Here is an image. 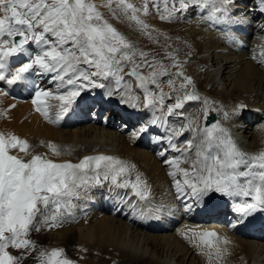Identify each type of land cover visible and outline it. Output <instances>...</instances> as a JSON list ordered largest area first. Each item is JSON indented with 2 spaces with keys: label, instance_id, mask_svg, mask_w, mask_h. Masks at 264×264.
<instances>
[{
  "label": "snow or ice",
  "instance_id": "obj_1",
  "mask_svg": "<svg viewBox=\"0 0 264 264\" xmlns=\"http://www.w3.org/2000/svg\"><path fill=\"white\" fill-rule=\"evenodd\" d=\"M253 3L255 7L250 11L264 17V0H253ZM149 4L162 21L171 22L177 18V13L186 12L190 5L207 10L203 18L214 27L223 25L240 29L249 21L248 15L237 12L238 0H143L141 7L132 0H101L100 3L96 0H0V81L26 85L31 75L52 74L50 79L63 91L53 93L37 87L32 103L53 124L63 120L82 92L106 88L103 81H115L117 85L114 90L105 92L106 97L120 95V103L138 107L132 101L139 97L129 94L133 91L132 78L138 82L136 87L143 91L148 107L166 110L168 115L179 114L176 110L183 109L187 101L201 99L195 92L192 77L185 74L183 64L172 58L171 67L178 71L174 74L176 79H169L168 85L178 94L173 104L165 106L163 90L156 93L149 88V84L159 87L157 63L149 61L148 53L136 48L101 10L107 9L112 19L120 23L135 24L137 30L152 39V32L158 30L142 19L151 14ZM260 28L264 30V24ZM226 39L234 37L226 33ZM31 45L35 48L31 49ZM191 55L189 53V57ZM24 56L28 57L26 62L14 72L5 74L8 61ZM168 56L172 54L168 53ZM260 56L258 62L264 67V51ZM137 57L141 62H136ZM253 59L257 57L254 55ZM129 66L131 70L125 73ZM144 67L153 70L143 75L139 69ZM162 74L170 75L167 68H163ZM125 75L129 77L128 81H125ZM189 87L193 89L191 92ZM48 99L59 101L55 119L48 110L52 106L46 105ZM203 103L204 119L207 120L209 105L214 102L204 98ZM246 107L240 104L231 113L224 111L223 117L232 120ZM192 130L189 126L174 132L173 136ZM148 131L149 126L142 125L133 135L138 139ZM199 134L195 144L193 140H187L183 149L169 140L172 150L180 153L178 157L169 160L165 151L158 153L164 163L174 169L169 175L177 193L191 196L198 205L205 197L211 200L215 194L233 199L232 211L236 216L233 227L256 213H264V151L244 152L229 130L218 121L199 129ZM30 147L25 139L0 133V264H21L37 248L36 242L28 238L30 234L41 231L45 225L49 229L59 227L61 217L71 215L68 210L73 207L72 200L90 187H103L108 182L117 189H131L132 195L141 201L149 198L147 182L139 173L134 181L128 178L135 165L118 157L86 155L77 163L56 162L46 155L32 154ZM48 147L54 156L64 154L65 150L54 143ZM12 149H19L30 159L10 154ZM193 156L191 169L180 166ZM177 172L182 173L183 184L176 179ZM185 186L190 191L186 192ZM185 207L190 206L185 204ZM185 235L188 239L198 236L209 247L214 246L210 238L220 239L214 231L193 233L192 237ZM223 243L229 241L225 238ZM9 248L21 251V255H13ZM223 255L217 248L215 257L222 259ZM209 258H212L211 253ZM36 259L38 264H76L65 255L63 248L41 250Z\"/></svg>",
  "mask_w": 264,
  "mask_h": 264
},
{
  "label": "bare ground",
  "instance_id": "obj_2",
  "mask_svg": "<svg viewBox=\"0 0 264 264\" xmlns=\"http://www.w3.org/2000/svg\"><path fill=\"white\" fill-rule=\"evenodd\" d=\"M254 7L253 0H238L237 12L249 16L248 23L240 29L223 25L212 26L203 18L207 15V10L178 13L177 18L171 22L159 20V15L155 11L148 16H142V19L158 30L152 32L154 43L147 50H143L149 55L147 59L149 61L158 59V62L163 65L162 63L165 62L163 57L170 52H176L178 56L185 53L189 56L191 53L188 61L182 64L184 69L188 70L187 75L195 82V92L201 97L198 101L203 102L204 98L213 101L215 104L209 105L208 112H216L218 122L229 129L231 136L242 142L241 149L250 146L249 150L255 154L264 151V119L261 114L254 113L264 109V67L253 59L250 54L251 49L247 52L236 51V47L249 44L250 48L257 50V55H260L264 45V30L260 28V25L264 24V17L252 13L250 10ZM112 23L134 43L136 48L148 43L141 38L143 34L137 30L135 24L128 21L120 23L117 20H112ZM243 28L250 30L252 36L245 37L241 32ZM226 33L234 39H226ZM163 37L164 39L169 37L172 40V48H168L166 44L159 46L156 43V40L163 42L164 39H160ZM34 48L35 45H31V49ZM155 52L158 54L152 55ZM27 59V56L12 58L6 63L5 74L14 72ZM129 68L125 71L126 73L131 70ZM145 68L139 69L143 75L153 70ZM163 68L159 69L163 70ZM51 75H31L26 85L19 84V94L25 97L32 94L33 97L37 87L48 90L52 87L51 84L56 86L50 79ZM132 80L133 91H136L139 89L135 86L138 82L133 78ZM103 82L106 88L82 92L70 111V116L67 119L63 118L58 124H53L36 110V105L32 101L26 103L10 99L9 96L15 90L8 85L1 86L0 81V133L5 134L6 137L16 135L27 140L32 154L46 155V158L56 162L77 163L86 155L99 154L115 156L127 161L130 165H135L131 172L133 175L128 178L134 181L136 174L139 173L141 179L147 182L150 195L145 201L160 203V205L154 206L152 210L141 208L138 204L139 199L132 195L131 189H117L110 183L104 184L103 187H90L79 198L72 200L74 208L71 211L74 215L61 217L59 227L66 228L64 232L66 236L62 238V242H57L61 237L60 233H56L50 234L54 240L40 234L38 243L48 250L63 248L68 258L81 264H173L176 259L174 264H264L263 234L259 230L244 231L238 224L233 227L234 223L227 222L221 217L222 214L214 213L219 210V207L221 210L228 208L233 213L232 205L235 203L233 199L231 202L225 197L222 198L220 194H218L220 196L212 197L211 200L207 197L211 204L215 201L218 204H213L206 215H200V205L194 206L197 202L193 198L194 204L189 205L188 215L182 208L177 207L176 218L169 219L168 223L163 221L154 223L149 221L150 217H143L145 213L155 212L157 209H159L157 212L170 213L171 208L179 206L184 199L191 197L178 194L177 191L175 193L169 191V180L172 178L169 172L174 169L164 163L163 157L155 155L153 150L163 149L169 160L180 156V153L173 151L170 144L162 147L160 138L154 137L153 143H150L145 137L147 133L137 139L134 135L129 136L125 133L119 135L117 130L111 131V122L100 127L90 125L88 123L90 121L86 122L83 115L91 111L93 106L98 109L101 100L104 101L101 111L110 113L113 118H117L118 113L122 114L124 106H129L119 102L120 95L106 97L105 92L115 88L110 81ZM192 90L189 87L188 91ZM163 92L166 94L165 98H168L169 91L163 90ZM258 92H262V95ZM140 95L135 93L132 96H138L141 100L142 95ZM134 101L139 102V100ZM58 104L54 99L46 101V105L52 106L48 110L53 119L58 112ZM240 104L246 105L247 110L245 111L246 108H244L234 119L225 120L223 112L231 113ZM201 105V103L193 105L192 101H188L183 109L180 111L178 109L177 113L184 118L182 129L189 126L193 129L185 131L183 135H171L166 126L169 120L175 119L178 114L168 115L166 112V121L163 118L157 119V110L155 112V108H150L147 104L138 111L137 120L130 119V123L137 124L141 121L149 126L148 133L167 135L172 143L183 149L186 147L187 140H193L195 144L200 138L199 129L203 128L204 119V113L202 114V110L198 108ZM153 120L156 122L152 123ZM250 126L252 128L249 130ZM105 141L112 142V145L108 146L109 143ZM50 143L65 150L64 154L59 157L54 156L48 147ZM19 152L16 150L14 154L17 155ZM27 158L30 159V156ZM194 159L193 156L180 166L191 169ZM177 178L183 184L182 173L177 172ZM185 190L190 191L186 186ZM87 210L88 212L83 214L82 218H76L79 213ZM200 210L204 211L202 208ZM232 217H236L234 213ZM45 228L48 227L45 225ZM207 231H214L220 237L219 240L210 238L214 245L212 247L206 246L198 236L188 239L185 235L192 237L193 233ZM32 234L35 233L32 232ZM225 238L229 241L228 244L223 243ZM72 245L78 252L72 250ZM217 248L224 253L222 259L215 257ZM209 253L212 254L211 259ZM32 257H35L34 253H31V259ZM88 257L93 259L89 261Z\"/></svg>",
  "mask_w": 264,
  "mask_h": 264
},
{
  "label": "rangeland",
  "instance_id": "obj_3",
  "mask_svg": "<svg viewBox=\"0 0 264 264\" xmlns=\"http://www.w3.org/2000/svg\"><path fill=\"white\" fill-rule=\"evenodd\" d=\"M134 1V2H133ZM99 2H101V0H98V3ZM132 2L137 6V7H141L142 6V2H143V0H140V1H138V0H132ZM198 8V9H197ZM197 9V10H196ZM149 10H150V13H152L153 11H155L154 9H153V7H152V5L151 4H149ZM199 10H201L198 6H195V5H190L189 6V8H188V10L186 11V13L188 12V11H190L191 13H193V12H196V11H199ZM202 11V10H201ZM103 12H105V11H103ZM156 12V11H155ZM178 14V13H177ZM159 20H161L160 18H159ZM181 20V19H180ZM162 21V20H161ZM110 22L112 23V21L110 20ZM164 22V21H163ZM175 22H177V21H175ZM142 34V33H141ZM131 37H133L134 38V36L133 35H131ZM142 39L144 38V40H147L146 42H148V43H146V44H144V45H142L140 48H138V49H141V50H147L148 48H150V46L154 43L153 42V40H154V36H153V39H149V37L147 36V35H145L144 37L142 36L141 37ZM135 39V38H134ZM160 39H164V37L163 38H160ZM150 40V41H149ZM166 40V41H165ZM177 40V39H176ZM162 41H157L156 40V43H158L159 44V46L160 45H164V44H166L167 45V47L169 48H172L173 47V45L171 44V42H172V40H170L169 39V37H165V39L163 40V42L161 43ZM167 42V43H166ZM135 43L136 44H138V42H137V40L135 39ZM149 46V47H148ZM186 46V45H185ZM146 47V48H145ZM254 52V53H253ZM171 54H172V56L171 57H169L168 55H166V56H164L163 58H164V60H165V62L164 63H162L163 65H164V68H167V70L169 71V67H171V64H172V62H173V59L172 58H175L176 60H179L181 63H184V62H186L185 60H184V58L187 56V54L185 53V54H180L179 56L177 55V53L176 52H170ZM253 53V54H252ZM156 54H158V52H155V53H153L152 55H156ZM160 54V53H159ZM163 54V53H162ZM165 54V53H164ZM250 54H251V56L253 57L254 55L255 56H257V50H252V52L250 51ZM148 57H149V55H148ZM147 57V58H148ZM257 58L258 59H254L256 62H258L259 60H260V58H259V56H257ZM149 59V58H148ZM150 61H153V62H155L156 61V63H157V68H156V72L157 73H159L158 75H157V80H159V77H161V75H163L162 74V72H163V70H161V69H159V68H161V67H158V66H160L161 64H160V62H158L159 60L158 59H152V60H150ZM136 62L137 63H139V62H141L140 61V59H139V57H137L136 58ZM259 63V62H258ZM260 64V63H259ZM261 65V64H260ZM126 70L125 71H127L128 69L127 68H125ZM129 69H131V68H129ZM145 69H149L148 67H146ZM178 71V69H176V68H173L172 67V71L171 72H174V73H176ZM184 71H185V74L187 75V73H188V70H185L184 69ZM151 72V71H150ZM150 72H146L145 74H149ZM226 73H227V71L225 72V75H226ZM164 76V75H163ZM187 76H189V75H187ZM125 77L126 78H129V77H127V75H125ZM167 77H171V74L170 75H168ZM125 78V81H128L129 79H126ZM134 79V78H133ZM169 79H171V78H167V79H164L166 82L164 83V84H167V87L166 88H163L161 85H159V87H157V86H153L152 84H149V88L150 89H154L153 90V92H156V93H159V91H160V89H162V90H165V91H169V90H173L171 87H169V85H168V81H169ZM111 82V81H110ZM111 85H112V87L113 88H115L114 87V85H113V83L111 82ZM136 85H137V83H136ZM135 85V86H136ZM51 86L53 87V85L51 84ZM55 88H57L56 86H54ZM51 88V87H50ZM49 88V89H50ZM170 88V89H169ZM176 88L178 89L179 88V83L177 82V84H176ZM48 89V90H49ZM58 89V88H57ZM158 89V90H157ZM59 90H62V89H59ZM188 90H189V88H188ZM57 92H60V91H57ZM56 92V93H57ZM140 92V91H139ZM254 92H255V90H254ZM141 93V92H140ZM259 93V95L261 94L262 95V92H258ZM176 94H178V93H175V95L174 96H176ZM141 95H142V93H141ZM169 96H171L172 97V93H171V91H169ZM25 97V96H24ZM28 97H32V94L31 95H27V97H25L24 98V102H28V103H30L31 101H29L27 98ZM34 97V96H33ZM142 98H143V96H142ZM28 100V101H27ZM174 101H175V99H169V97L168 98H165V106H168V105H171V104H173L174 103ZM55 102H57V100H55ZM188 102V101H187ZM195 102V101H194ZM57 104H58V102H57ZM215 104V103H214ZM195 105V104H194ZM211 105H213V104H211ZM143 107H145V105L143 106ZM147 107V106H146ZM201 107H202V105H201ZM201 107H198L199 108V110H202V114L204 113V109H205V106H203V108H201ZM140 109H141V106L139 107ZM96 110H97V108H95V107H93V110H92V114H91V117H95L96 118V121H91L90 120V125H95V126H104L105 124H110V122L112 123V126H111V131H113V129H114V131L115 130H117V122H118V117H121L122 116V114L121 113H118V116H117V118H111V120H114L113 122L112 121H108V119L107 120H103V118H104V116H100L97 112H96ZM156 110H157V119L158 118H163V120L164 121H166V110L165 111H161L160 110V108H158V107H156L155 108V112H156ZM195 110H197V109H195ZM247 110V108L245 109V111ZM177 112H178V110H176ZM160 112V113H159ZM121 114V115H120ZM160 114V115H159ZM163 114V115H162ZM182 116H180L179 114H178V116L177 117H175V119H173V120H169V122L167 123V127H168V130H170V134L171 135H173V133L174 132H178V131H180L181 129H182V126H183V123H184V118L182 117ZM149 120V119H148ZM86 122H87V120H85ZM160 121V120H159ZM129 122H130V120H129ZM99 123V124H98ZM114 124V125H113ZM114 126H116V127H114ZM242 127V126H241ZM240 127V128H241ZM105 128H106V126H105ZM237 129V128H236ZM244 131V130H243ZM125 134H127V132H124ZM185 133V131L181 134V135H183ZM147 134L148 135H145V137H146V139L150 142V143H153V139H154V137H157V138H160L161 140H162V147H164V146H166V144H169V137L167 136V135H164V134H162V133H159V134H152V133H148L147 132ZM240 134V133H239ZM131 135H133V134H131ZM130 136V135H129ZM144 136V135H143ZM153 138V139H152ZM105 142H108V141H105ZM245 142V141H244ZM109 143V145L106 143V146L108 145V146H111L112 145V142H108ZM245 143H248V142H245ZM160 144H161V141H160ZM156 146V145H155ZM158 146V145H157ZM16 150H19V149H12L11 150V152H10V154H13V155H16V154H14V152L16 151ZM154 151V153H155V155H158V153H160L161 151H163V149H160L159 151H157L156 149H154L153 150ZM20 154V155H19ZM19 154H17V155H19L20 157H25V159H28L27 158V156H24L23 155V152H19ZM166 154V153H165ZM23 155V156H22ZM166 156H167V154H166ZM133 175V173H131V175L129 176V178H131V176ZM177 179H179V178H177ZM170 183H171V186H172V188L173 189H171V191L172 192H174V191H176V188H175V184H174V180H172V181H170ZM186 192H188V191H186ZM217 196H220V195H217ZM216 196V197H217ZM222 198H223V196H222ZM211 199H212V197H211ZM190 200H192V198L191 197H187L186 199H184V203L182 202L179 206H183L184 208H185V204H188V202L190 201ZM74 207H71L68 211L71 213V215H69V216H72V215H74L73 213H72V209H73ZM180 208H182V207H180ZM183 209V208H182ZM185 209H188V208H185ZM185 209H183V212H185L186 210ZM189 211V210H188ZM188 211H186L185 212V214L186 215H188ZM224 211V212H223ZM219 213L220 214H222L221 215V217L222 218H225V219H227L226 221L227 222H229V221H232L231 219H232V213H230V212H228L227 210L225 211V210H220L219 211ZM133 216V215H132ZM234 220V219H233ZM57 228V229H56ZM61 229V230H60ZM42 232L41 231H39V232H33V233H35V234H30V236L28 237L29 239H31V240H33V241H35L36 242V244H37V248H36V251H34V252H32V254L34 253L35 254V257L33 258L32 257V259H31V255H28L27 256V258L26 259H23L22 261H21V264H38V261H37V259H36V256L38 255V253L41 251V250H44V249H47L44 245H40L39 243H38V237H39V235L40 234H43V235H46V237H50L51 239H53L54 240V237L52 236L53 234H56V233H60L59 234V236L61 237H59L60 239L57 241V242H62V238H65V236H66V234L64 233L65 232V230H66V228L65 227H55V228H51V229H49V228H45V226H43L42 227ZM59 231V232H58ZM64 233V234H63ZM50 234H52V235H50ZM261 234H263V233H261ZM62 235V236H61ZM263 236H264V234H263ZM45 237V238H46ZM64 241H66V239H64ZM71 248H72V250H74V251H76V252H78L77 251V249L75 248V246L74 245H72L71 246ZM80 249H84L83 247H79ZM10 252H12V254L13 255H21V251H19V250H15V249H12V248H9L8 249ZM111 251V250H110ZM85 258H87L86 257V255H85ZM106 258H108V257H106ZM88 259H89V261H90V259H93L92 257L90 258V257H88ZM176 259V258H175ZM173 260H174V258H173ZM177 260V259H176ZM176 260H174L173 261V264L174 263H176ZM76 264H81V263H79V262H77L76 261ZM82 264H85V263H82Z\"/></svg>",
  "mask_w": 264,
  "mask_h": 264
},
{
  "label": "water",
  "instance_id": "obj_4",
  "mask_svg": "<svg viewBox=\"0 0 264 264\" xmlns=\"http://www.w3.org/2000/svg\"><path fill=\"white\" fill-rule=\"evenodd\" d=\"M216 120V115L214 113L210 114L208 117H207V120H206V126L211 124L212 122H214Z\"/></svg>",
  "mask_w": 264,
  "mask_h": 264
}]
</instances>
